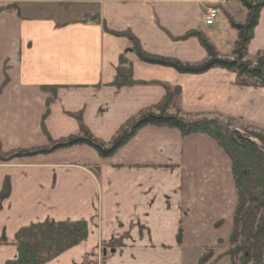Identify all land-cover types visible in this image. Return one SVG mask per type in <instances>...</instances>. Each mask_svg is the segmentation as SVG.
<instances>
[{
  "label": "crops",
  "instance_id": "crops-1",
  "mask_svg": "<svg viewBox=\"0 0 264 264\" xmlns=\"http://www.w3.org/2000/svg\"><path fill=\"white\" fill-rule=\"evenodd\" d=\"M236 1L0 0V87L5 66L9 78L0 94L1 152L49 148L0 161V191L7 178L11 184L0 211V264L17 258L21 228L47 220L89 226L84 242L47 264H194L186 253L202 256L209 242L229 238L237 204L231 161L209 137L183 138L175 129L147 126L107 159L87 145L51 149L80 135L75 114L109 143L123 125L162 101L159 83L180 88L184 106L188 96L195 98L197 113L215 110L202 109L204 96L224 98L222 111H232L231 98L247 92L238 90L234 74H179L145 63L131 51L127 34L150 56L197 65L207 53L198 37H184L209 34L208 8L220 10V27L223 15L234 20L227 8ZM261 51L264 9L248 46L250 57ZM120 56L142 84L110 86ZM54 86L58 94L44 132L49 94L42 88ZM188 224L192 228L184 231Z\"/></svg>",
  "mask_w": 264,
  "mask_h": 264
},
{
  "label": "trees",
  "instance_id": "trees-1",
  "mask_svg": "<svg viewBox=\"0 0 264 264\" xmlns=\"http://www.w3.org/2000/svg\"><path fill=\"white\" fill-rule=\"evenodd\" d=\"M246 10L247 19L243 24L231 19V26L237 32V39L231 57H221L208 39L198 32H191L184 38L198 37L207 53V59L197 65L184 64L178 60L154 57L146 54L138 41L131 35L127 37L132 52L143 62L169 67L179 74L201 75L212 69H221L236 76V85L247 88H264V51L250 57L248 46L258 25L260 13L264 9V0H237ZM0 9V12L4 11ZM5 79L0 87V94L9 82L7 67L4 68ZM142 84L134 80L132 64L120 56L117 73L110 86L122 88ZM165 89V96L153 109L140 112L127 122L109 142H103L92 135L84 125L81 114L73 115L80 126V135L53 144L52 151L87 145L94 149L101 159L114 156L144 127L153 126L177 130L183 138L194 135H205L213 140L220 150L231 161V171L237 196L233 225L228 238V250L220 254L212 264H264V135L256 132L241 134L230 129V125L218 118L188 119L181 116L178 100L181 89L159 83ZM59 87H43L49 94L46 102L45 120L50 115V106L56 101ZM176 109V113L170 111ZM232 119V118H231ZM254 140H258L259 144ZM49 148L18 150L10 154L1 152L0 161L34 157L48 153ZM11 184L7 178L0 191V211L9 197ZM222 222V221H221ZM221 222L216 226H220ZM89 236V226L85 221L55 222L47 220L21 228L15 237L18 256L6 264H47L69 249L84 242ZM5 243V240H2ZM178 244L182 243L181 230L177 235ZM223 243V240L219 242ZM215 248H209L208 255L198 264H207V257L213 256ZM205 253V252H204ZM211 260V259H210Z\"/></svg>",
  "mask_w": 264,
  "mask_h": 264
},
{
  "label": "rangeland",
  "instance_id": "rangeland-1",
  "mask_svg": "<svg viewBox=\"0 0 264 264\" xmlns=\"http://www.w3.org/2000/svg\"><path fill=\"white\" fill-rule=\"evenodd\" d=\"M227 9L233 12V17L236 23L243 24L246 22L247 10L239 2L236 1L232 5V8L228 7ZM220 21L223 24V26L222 27L218 26L216 23L219 21H217L214 27L208 29L209 34H207L206 37L208 39L210 37L211 41L213 42V43L211 42L210 43L216 48L217 52L220 53L221 57L230 58L231 52H232L231 44L236 41L238 35H237V32L231 26L230 19H228L226 16L223 15ZM237 87L239 91L241 90L240 88H243V89L247 88V87H239L238 85ZM244 90L245 91L247 90V92H244L241 94L243 96L245 94L247 95V97L245 98L246 102H243L242 100L243 96L241 94L234 96L230 100V106H232V109H231L232 111H230L229 113L222 111L225 108L224 98L220 97V98H216L215 100H213L212 97L204 96L202 98L203 100L202 109H207L209 107L212 109L214 108L215 110H200L199 113H197L195 112V110L196 109L199 110L200 108L193 106L192 100H195V98H192L190 100V97L188 96L186 98L187 105L184 106V103L182 102V97H181L178 100V104H177L178 108L181 109L180 115L188 119L218 118L223 123L230 125V129L239 131L241 134H249L251 132H256V133H260L264 135V105H263L264 104V88H256V89L247 88ZM231 112H234V113H231ZM170 113L171 114L176 113V109L171 110ZM254 141L257 143L259 142L258 140H254ZM215 205H216V202H215ZM193 227L198 228L197 226H193ZM191 228H192V225L188 224L184 226V231L185 230L190 231ZM227 241L228 239L224 240L222 244L219 243L220 241L218 243L215 241L213 243L209 242L207 246H211V247H207V249L204 251L205 253L201 251V253L203 254L202 256L195 255V251H192V250L186 253V256L191 253L189 257L191 263L198 264L200 260H202V258L204 257V254L206 255L209 254V252L206 253V251L209 248H215V251H214L215 254H213V256L211 257H207L208 262L206 261L207 264H212V262L215 260L216 257L224 253L225 250H228ZM227 262L223 264H229Z\"/></svg>",
  "mask_w": 264,
  "mask_h": 264
},
{
  "label": "built area",
  "instance_id": "built-area-1",
  "mask_svg": "<svg viewBox=\"0 0 264 264\" xmlns=\"http://www.w3.org/2000/svg\"><path fill=\"white\" fill-rule=\"evenodd\" d=\"M218 14H219L218 9H216V8L208 9L205 16H204V20H205L206 25H208V26L214 25V23L218 17Z\"/></svg>",
  "mask_w": 264,
  "mask_h": 264
}]
</instances>
